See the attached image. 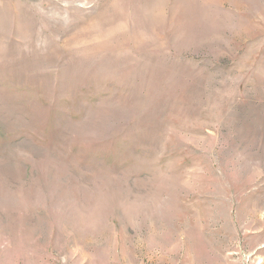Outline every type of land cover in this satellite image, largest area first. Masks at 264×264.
I'll return each mask as SVG.
<instances>
[{"label": "rangeland", "instance_id": "374dc122", "mask_svg": "<svg viewBox=\"0 0 264 264\" xmlns=\"http://www.w3.org/2000/svg\"><path fill=\"white\" fill-rule=\"evenodd\" d=\"M264 260V0H0V264Z\"/></svg>", "mask_w": 264, "mask_h": 264}, {"label": "built area", "instance_id": "2783aa9c", "mask_svg": "<svg viewBox=\"0 0 264 264\" xmlns=\"http://www.w3.org/2000/svg\"><path fill=\"white\" fill-rule=\"evenodd\" d=\"M256 264H264V260L263 259H259L258 261H256Z\"/></svg>", "mask_w": 264, "mask_h": 264}]
</instances>
